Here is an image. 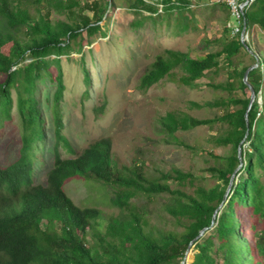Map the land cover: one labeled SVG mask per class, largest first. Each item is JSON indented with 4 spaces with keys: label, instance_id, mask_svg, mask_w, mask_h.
I'll list each match as a JSON object with an SVG mask.
<instances>
[{
    "label": "trees",
    "instance_id": "16d2710c",
    "mask_svg": "<svg viewBox=\"0 0 264 264\" xmlns=\"http://www.w3.org/2000/svg\"><path fill=\"white\" fill-rule=\"evenodd\" d=\"M115 4L116 0H0V129L12 121L13 91L21 126L16 157L7 165L0 164V264H181L190 242L197 249L192 264H264V103L261 107L258 102L260 91H264V49L252 48L250 42L245 46L239 34L229 35L226 26V38L219 49L200 57L165 49L146 67L138 85L146 90L169 78L196 86L225 61L229 67L226 81L208 85L228 95L203 104L190 101L198 108L220 106L221 113L198 118L168 111L157 119L161 131L172 138L178 130L215 123L223 126L212 141L229 147L228 152L211 153L215 163L207 167L217 183L198 186L191 194L168 183L169 178L179 184L192 182L190 172L174 169L160 181L138 165L119 170L110 138L90 143L75 157L62 156L60 148L76 152L63 133L66 84L60 57L82 52L97 34L106 36L101 21ZM215 4L223 7L229 19L228 7ZM192 5L193 0H124L134 15L129 23L133 30L147 22L159 20L170 25L173 20L178 35L195 28ZM53 13L65 18H53ZM244 17L247 29L257 26L264 31V0H253ZM242 51L252 62L239 68L236 62ZM257 61L247 75L255 91L247 110L251 90L243 76ZM82 70L89 86L91 75L84 61ZM44 77L55 84L50 103L55 143L53 165L41 184L34 183L33 164L35 149L46 135L37 96L38 83ZM237 87L242 96L233 94ZM179 143L190 147L184 141ZM235 170L231 189L219 207ZM76 175L113 187L109 200L117 214L106 215L105 228L100 227L104 218L101 208L80 207L67 194L65 182ZM162 193L169 195L163 206L181 229L156 232L148 228L146 210L135 199ZM205 227L204 233L212 228L211 233L196 238ZM241 229H246L247 239L239 235Z\"/></svg>",
    "mask_w": 264,
    "mask_h": 264
},
{
    "label": "rangeland",
    "instance_id": "374dc122",
    "mask_svg": "<svg viewBox=\"0 0 264 264\" xmlns=\"http://www.w3.org/2000/svg\"><path fill=\"white\" fill-rule=\"evenodd\" d=\"M191 9L195 28L179 35L175 32L173 20L170 25L159 20L147 22L133 30L129 25L134 18L133 13L124 6V0H116V4L109 7L106 17L101 21L106 36L97 34L94 42L85 46L82 52L60 57L66 84L62 102L63 133L76 152L69 153L65 148H60L63 157H75L90 143L110 138L113 159L119 170L127 171L126 168L138 165L149 177L160 181H163L164 174L174 169L190 172L194 176L192 182L186 180L179 184L169 178L168 183L171 188H180L191 194L195 193L198 186L208 187L218 182L207 167L215 163L216 158L211 153L223 155L228 152L229 147L217 146L212 141L221 133L223 126L215 123L178 130L175 138H172L161 131L157 119L168 111L187 113L198 118L221 113L220 106L198 108L191 106L190 101L203 104L217 96L228 95L226 91L214 90L208 85L226 81L229 67L225 61H221L217 70L199 79L196 86H186L169 78L146 90L138 86L146 67L165 49L181 50L200 57L221 47V42L226 38L224 26L227 21L223 7L213 0H193ZM52 17L65 18V15L53 13ZM249 38L252 48L264 49V31L259 27L253 26L249 30ZM83 61L91 75L89 86L84 82ZM251 62L249 54L242 51L236 63L240 68ZM51 70L56 73L55 66ZM54 90L55 84L49 77H44L38 83L37 96L46 135L35 149L34 183L45 184L47 172L53 165L55 138L50 103ZM233 94L243 95L238 87ZM12 95V121L0 129L2 166L16 157L20 146L21 126L15 91ZM263 97L264 91H260L258 102L261 107ZM180 141L190 147L180 144ZM64 186L67 194L80 207L96 206L103 210L101 228H105L106 215L117 214V209L111 207L109 200L113 187L107 188L103 183L81 175L70 177ZM135 200L138 206L146 210L148 228L156 232L158 229L182 228L163 206L169 200L167 193L152 196L143 194ZM45 226L46 221H43L42 227ZM211 230L203 235L208 236ZM239 235L244 239L249 237L246 229H241ZM196 252L197 249L192 245L185 264H192Z\"/></svg>",
    "mask_w": 264,
    "mask_h": 264
},
{
    "label": "built area",
    "instance_id": "2783aa9c",
    "mask_svg": "<svg viewBox=\"0 0 264 264\" xmlns=\"http://www.w3.org/2000/svg\"><path fill=\"white\" fill-rule=\"evenodd\" d=\"M214 3H223L228 7L230 18L227 19L225 26L231 35H238L241 41L249 42V29L245 23V11L253 0H213ZM162 5L159 4L161 10Z\"/></svg>",
    "mask_w": 264,
    "mask_h": 264
},
{
    "label": "water",
    "instance_id": "95a60500",
    "mask_svg": "<svg viewBox=\"0 0 264 264\" xmlns=\"http://www.w3.org/2000/svg\"><path fill=\"white\" fill-rule=\"evenodd\" d=\"M241 42L244 43L245 46H247V44H246L244 41H241ZM257 65H258V61H257L255 64L249 66V67L246 69V71H245V73H244V76H243V79H244L245 83L250 87V90H251V96H250V101H249V105H248V109H247V110H249V108L251 107V104L253 103V101H254V99H255V91H254L253 87L250 85V83L247 81V75H248V72H249L251 69H253L255 66H257ZM246 115H247V114H246ZM246 122L248 123V120H247ZM245 137H246V136H245ZM238 156H239L240 159H242L241 147H240V146L238 147ZM240 166H241V164L236 168V170H237ZM236 170H235V171L232 173V175H231L230 181H229V183H228V186H227L226 191H225L224 196H223V201L220 203L219 207H221V206L223 205V203H224V201H225V199H226V197H227V195H228V193H229V191H230V189H231L232 181H233V178H234V176H235V172H236ZM219 207H218V208H219ZM215 214H216V212H215V213L213 214V216H212V224L215 222ZM206 229H207V227L203 228V229L200 231L199 235H198L196 238H198L199 236L203 235V234H204V231H205ZM191 244H192V242H190L189 247H188L187 250L185 251V256H184V259L181 261V264H185V258H186L187 254H188V252H189V249H190V247H191Z\"/></svg>",
    "mask_w": 264,
    "mask_h": 264
}]
</instances>
